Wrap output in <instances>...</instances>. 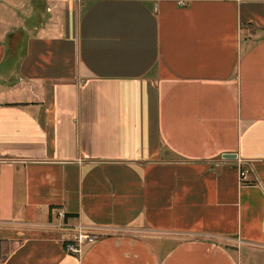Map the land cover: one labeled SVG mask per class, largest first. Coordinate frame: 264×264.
<instances>
[{
  "label": "crops",
  "instance_id": "0c3cea01",
  "mask_svg": "<svg viewBox=\"0 0 264 264\" xmlns=\"http://www.w3.org/2000/svg\"><path fill=\"white\" fill-rule=\"evenodd\" d=\"M0 264H264V0H0Z\"/></svg>",
  "mask_w": 264,
  "mask_h": 264
},
{
  "label": "built area",
  "instance_id": "2783aa9c",
  "mask_svg": "<svg viewBox=\"0 0 264 264\" xmlns=\"http://www.w3.org/2000/svg\"><path fill=\"white\" fill-rule=\"evenodd\" d=\"M247 174V170L241 169L242 180L246 179ZM58 216L65 221L66 215L63 211H59ZM99 237L100 235L93 228H89L87 226H78L71 240L65 242L64 246L67 253L77 256L82 253V250L85 246L97 242Z\"/></svg>",
  "mask_w": 264,
  "mask_h": 264
},
{
  "label": "water",
  "instance_id": "95a60500",
  "mask_svg": "<svg viewBox=\"0 0 264 264\" xmlns=\"http://www.w3.org/2000/svg\"><path fill=\"white\" fill-rule=\"evenodd\" d=\"M233 158H234L233 155H225L224 156V159H226V160L233 159Z\"/></svg>",
  "mask_w": 264,
  "mask_h": 264
},
{
  "label": "rangeland",
  "instance_id": "374dc122",
  "mask_svg": "<svg viewBox=\"0 0 264 264\" xmlns=\"http://www.w3.org/2000/svg\"><path fill=\"white\" fill-rule=\"evenodd\" d=\"M66 250V249H65Z\"/></svg>",
  "mask_w": 264,
  "mask_h": 264
}]
</instances>
